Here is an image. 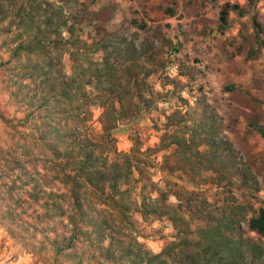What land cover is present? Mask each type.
<instances>
[{"label":"trees","instance_id":"1","mask_svg":"<svg viewBox=\"0 0 264 264\" xmlns=\"http://www.w3.org/2000/svg\"><path fill=\"white\" fill-rule=\"evenodd\" d=\"M91 4L0 0V83L9 97L0 102V226L32 244L44 264H264V206L251 217L237 204L218 217L203 211L195 226L182 203L170 201L172 190L146 193L157 151L174 148L194 170L207 157L201 143L217 144L215 131H190L176 112L159 146L144 149L137 139L119 150L120 124L155 102L157 69L135 41L96 24L100 37L88 41ZM232 9L240 6L225 5L224 25ZM252 125L264 137V126ZM136 213L174 225L160 252L137 236ZM243 221L257 238L243 233Z\"/></svg>","mask_w":264,"mask_h":264},{"label":"rangeland","instance_id":"2","mask_svg":"<svg viewBox=\"0 0 264 264\" xmlns=\"http://www.w3.org/2000/svg\"><path fill=\"white\" fill-rule=\"evenodd\" d=\"M85 1L92 2L94 21L84 23L88 41L100 37L96 24L101 32L135 41L148 52V65L157 69L150 79L155 102L137 120L120 124L119 150L130 151L137 139L144 149L159 146L176 112L190 131L202 124L208 128L205 136L215 131L217 144L201 143L207 157L194 170L177 152L171 154L174 148L157 151L151 168L155 184L146 193L153 190L156 197L159 190H172L170 201L182 203L195 226L205 222L203 211L218 217L229 205L254 215L264 206V137L252 125L264 126V0ZM227 3L240 9L230 10L224 25L221 12ZM170 66H176L175 73H169ZM4 86L2 81L0 102L9 99ZM102 110L95 109L91 123L97 132ZM135 219L137 236L154 252L175 233L166 217L145 221L136 213ZM241 225L246 236L258 237L246 221ZM25 243L0 226V264H44L31 252L33 245Z\"/></svg>","mask_w":264,"mask_h":264},{"label":"built area","instance_id":"3","mask_svg":"<svg viewBox=\"0 0 264 264\" xmlns=\"http://www.w3.org/2000/svg\"><path fill=\"white\" fill-rule=\"evenodd\" d=\"M169 70H170V72H169L170 74L175 73L176 72V66H170Z\"/></svg>","mask_w":264,"mask_h":264}]
</instances>
